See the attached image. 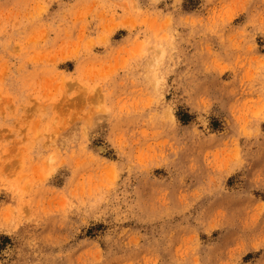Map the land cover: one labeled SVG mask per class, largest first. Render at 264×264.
Masks as SVG:
<instances>
[{"label": "rangeland", "instance_id": "rangeland-1", "mask_svg": "<svg viewBox=\"0 0 264 264\" xmlns=\"http://www.w3.org/2000/svg\"><path fill=\"white\" fill-rule=\"evenodd\" d=\"M0 264H264V0H0Z\"/></svg>", "mask_w": 264, "mask_h": 264}]
</instances>
